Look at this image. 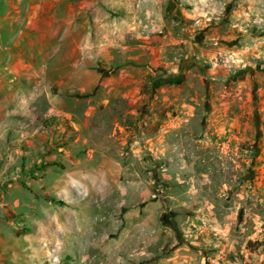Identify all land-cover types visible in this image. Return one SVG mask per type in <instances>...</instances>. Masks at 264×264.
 <instances>
[{
	"label": "rangeland",
	"instance_id": "rangeland-1",
	"mask_svg": "<svg viewBox=\"0 0 264 264\" xmlns=\"http://www.w3.org/2000/svg\"><path fill=\"white\" fill-rule=\"evenodd\" d=\"M55 2L0 54V214L34 264H264V0Z\"/></svg>",
	"mask_w": 264,
	"mask_h": 264
},
{
	"label": "crops",
	"instance_id": "crops-1",
	"mask_svg": "<svg viewBox=\"0 0 264 264\" xmlns=\"http://www.w3.org/2000/svg\"><path fill=\"white\" fill-rule=\"evenodd\" d=\"M51 1L55 2V0H17V2L0 0V54L3 49L11 52L19 48L22 51L26 50L28 47H23L22 44L32 45L33 35L38 36V42L46 41L44 39L49 34V30L45 23L48 20L56 22L60 17L58 12L61 11L58 8L59 4L50 5ZM185 13L200 21L203 18L200 16L204 15L198 12L191 14L185 11ZM53 27L55 28V25ZM13 37L17 38V43L9 48L3 47L4 43L10 46ZM12 53L14 61L17 55ZM7 59L12 60L11 57ZM7 59L0 55V63ZM1 217L0 214V264H34L33 237L30 234H15V221L3 220ZM43 261L48 262L49 258Z\"/></svg>",
	"mask_w": 264,
	"mask_h": 264
},
{
	"label": "trees",
	"instance_id": "trees-1",
	"mask_svg": "<svg viewBox=\"0 0 264 264\" xmlns=\"http://www.w3.org/2000/svg\"><path fill=\"white\" fill-rule=\"evenodd\" d=\"M257 242H250L249 244H248V246L250 247L251 245H254V244H256Z\"/></svg>",
	"mask_w": 264,
	"mask_h": 264
}]
</instances>
